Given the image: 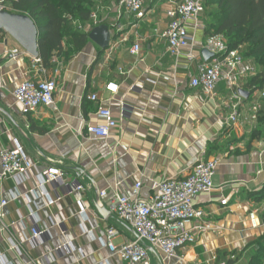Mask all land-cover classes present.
<instances>
[{"label":"crops","instance_id":"crops-1","mask_svg":"<svg viewBox=\"0 0 264 264\" xmlns=\"http://www.w3.org/2000/svg\"><path fill=\"white\" fill-rule=\"evenodd\" d=\"M173 1L144 0L145 16L134 19L121 9L119 0H94L92 13L102 28L90 36L94 28L89 27L90 20L82 24L86 42L77 51L63 42V52L53 56L58 67L52 61L43 65V77L57 81L53 105L26 115L13 92L24 79L36 76L30 68L31 56L9 35L0 40V149L17 140L32 161L40 166L51 161L64 173L61 181L46 186L51 197L59 198L51 212L41 198L35 204L38 226L47 233L35 247L26 243L28 255L10 250L5 234H0L4 256L0 264H21L28 258L35 264H123L100 238L115 228L113 243L119 245L132 239L134 231L114 215L99 213L96 202L106 209L107 200L98 192L113 189L116 183L119 190L130 192L140 181V194L146 197L151 182L185 178L200 158L219 160L214 189L194 200V206L205 213L199 224L206 229L196 231L194 242L179 247L170 259L149 248L150 264H254L257 254L262 257L257 264H264V199L258 198L264 189V134L250 137L257 128L258 112L264 109V88L250 95L246 83L250 77L238 81V91L248 92L245 98L237 91L238 100L223 80L213 95L192 87L199 64L212 58L206 60L201 53L209 35L202 15L201 27H188L195 38L196 58L188 59L185 53L171 56L161 33ZM134 44L141 47L139 56L130 52ZM13 50L17 52L11 54ZM92 94L97 100L90 99ZM235 103L239 121L226 127L223 120ZM253 105L259 109L255 117ZM101 107L109 108L117 121L106 139L86 132L87 125L102 122L96 116ZM33 185L30 180L20 190ZM12 187L11 180L2 181L0 197L9 200ZM223 198L225 205L220 203ZM4 211L14 233L22 228L21 217L31 227L23 201L10 202ZM85 227L92 233H86Z\"/></svg>","mask_w":264,"mask_h":264},{"label":"built area","instance_id":"built-area-1","mask_svg":"<svg viewBox=\"0 0 264 264\" xmlns=\"http://www.w3.org/2000/svg\"><path fill=\"white\" fill-rule=\"evenodd\" d=\"M2 1H0V8L5 9ZM205 2L206 0H175L166 10L169 21L161 37L165 39L166 50L171 56L177 58L185 53L188 59L196 58L195 38L188 33V27L191 26L192 29L201 27ZM119 6L134 19H142L145 16L144 0H119ZM98 22L97 14L92 13L89 27L97 26ZM140 49L139 44H134L130 52L134 56H139ZM203 49L208 50L213 56L211 60L199 64L197 74L192 77L190 85L201 89L206 95H213L215 86L223 80L232 97L239 100L238 81L256 75V64L252 60L245 59L239 49H228L221 35L207 36ZM16 52L17 50H13L11 54ZM51 61L58 67L59 62L56 58L52 57ZM30 68L36 76L24 79L13 92L15 102L25 115L39 107L53 105L57 88L54 77H43L46 68L39 56H31ZM57 71L56 69L55 72ZM261 98L264 99V91L261 92ZM90 99L95 101L97 96L92 94ZM230 108V112L223 120L226 127L239 121L238 103ZM258 110L257 105L252 106L253 117ZM96 116L102 122L97 125H87L86 132L106 139L111 130L117 126V121L107 107L99 108ZM218 164V159L200 158L185 178H169L151 182L150 193L146 197L140 194L142 187L140 181L133 185L130 192L119 190L118 183L113 189L99 191V198L107 200L108 212L121 223L131 226L134 231L132 239L115 245L113 239L117 230L109 228L106 230L105 238H100L101 244L117 255L123 264H150L149 248L159 251L164 259L175 256L179 247L194 242L196 231L206 229L204 225L199 224L203 221L205 213L194 206V200L200 193H210L214 189L213 177ZM63 175L59 166L51 161L42 166L32 161L17 140L12 147L0 149V183L8 179L13 182L10 199L0 197V234H5V242L10 250L28 255L25 249L26 243L35 247L47 233V230L40 229L38 226L39 215L35 204L41 198L44 207L51 212V207L59 198L51 197L46 186L61 181ZM30 180L34 182V185L21 191L20 186ZM19 201L24 202L32 225L26 227L24 217H21L19 221L22 228L17 234L11 231L6 223L4 208L10 202ZM220 203L227 204V199H221ZM250 220L252 226L256 227L253 213L250 214ZM192 222L198 224L187 227V224ZM52 225L58 226V223L52 221ZM85 232L92 233L90 228H86ZM67 246L72 248L69 243ZM43 256L48 260V255ZM0 258L4 260L1 252ZM21 264H35V262L28 258Z\"/></svg>","mask_w":264,"mask_h":264},{"label":"trees","instance_id":"trees-1","mask_svg":"<svg viewBox=\"0 0 264 264\" xmlns=\"http://www.w3.org/2000/svg\"><path fill=\"white\" fill-rule=\"evenodd\" d=\"M209 1L215 11L208 13L211 20L206 23L207 35H221L228 49H240L245 59L257 65L256 75L248 78L246 83L250 95L261 90L264 88V0ZM93 3L94 0H11L8 11L26 14L33 20L38 31L39 57L47 67L53 56L63 52L64 41L69 42L74 51L85 44L86 34L81 25L90 20ZM76 19L80 22L77 25ZM5 34L0 29V40ZM263 134L264 109L258 112L257 128L250 137L259 139ZM259 194L258 198L264 199V189ZM261 258L257 254L251 263H259Z\"/></svg>","mask_w":264,"mask_h":264},{"label":"water","instance_id":"water-1","mask_svg":"<svg viewBox=\"0 0 264 264\" xmlns=\"http://www.w3.org/2000/svg\"><path fill=\"white\" fill-rule=\"evenodd\" d=\"M100 28H102V26L92 28L90 36H92L93 32L100 30ZM0 29L12 37L28 55L33 57L39 56L37 27L28 15L9 12L0 8ZM201 53L206 60L213 56L212 53L206 49H203ZM238 92L241 96L245 98L248 97V92L241 89ZM95 206L101 215L105 216L109 214L108 210L105 209L99 201L96 202Z\"/></svg>","mask_w":264,"mask_h":264},{"label":"rangeland","instance_id":"rangeland-1","mask_svg":"<svg viewBox=\"0 0 264 264\" xmlns=\"http://www.w3.org/2000/svg\"><path fill=\"white\" fill-rule=\"evenodd\" d=\"M9 2L8 0H3L1 3L3 5V7L5 8V10L8 11V8L10 7L9 5ZM210 5V6H208ZM211 10H214V5L210 3V1L208 0L206 3H205V10H204V13H203V18L205 19V24L207 23V21L211 20V15H208V13L211 11ZM10 12V11H9ZM257 67V66H256ZM257 71H258V68H257Z\"/></svg>","mask_w":264,"mask_h":264}]
</instances>
